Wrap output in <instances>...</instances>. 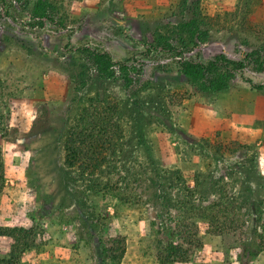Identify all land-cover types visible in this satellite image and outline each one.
Listing matches in <instances>:
<instances>
[{
  "label": "rangeland",
  "instance_id": "obj_1",
  "mask_svg": "<svg viewBox=\"0 0 264 264\" xmlns=\"http://www.w3.org/2000/svg\"><path fill=\"white\" fill-rule=\"evenodd\" d=\"M190 37V58H242L264 46V0L0 1V226L31 230L21 264H106L116 235L119 264H159L157 217L195 206L213 220L194 218L201 244L171 264H237V240H264V68L201 89L157 52ZM97 50L131 58L106 65ZM88 98L114 104L123 130L102 172L63 164L64 127ZM11 246L0 235V258Z\"/></svg>",
  "mask_w": 264,
  "mask_h": 264
},
{
  "label": "trees",
  "instance_id": "obj_2",
  "mask_svg": "<svg viewBox=\"0 0 264 264\" xmlns=\"http://www.w3.org/2000/svg\"><path fill=\"white\" fill-rule=\"evenodd\" d=\"M4 1V0H0ZM38 27L43 26V21L36 22ZM191 37L185 41L178 40L170 43L168 40L159 42L157 52L170 55L175 59L178 70L195 82L201 89H221L246 67H251L256 72L264 68V46L246 52L242 58L231 59L222 53L215 54L206 60L190 58L186 56L191 51L188 46ZM179 42V43H178ZM88 49V48H85ZM143 57L152 55L150 48L146 47ZM94 55L101 63L116 64L124 68L125 63L131 57L124 60H112L108 51H96ZM252 87L259 89L260 85ZM123 135V130L116 116V106L112 103H99L88 98L85 104L78 106L64 127L62 138L63 164L66 167H76L80 170L97 172L108 170L116 166V152L118 143ZM91 172V173H92ZM107 173V172H106ZM4 174L0 155V190L3 186ZM189 206H193L189 204ZM209 206H195L179 212L176 217H169L168 222H161L157 217L155 223L152 246L154 258L159 264H171L184 262L188 259L191 250L200 246L201 240L198 234L194 218L205 217L211 224L212 214H206ZM152 213H154L152 211ZM153 221V220H152ZM151 221V222H152ZM153 223V222H152ZM219 223L214 233L221 234L224 227ZM230 227L235 225L233 222ZM220 228V230H219ZM0 235L10 237L12 246L5 257L0 258V264H21L20 254L33 247L32 233L29 228L22 226H0ZM112 243L102 248V260L106 264H119L124 253L123 236L116 235L110 240ZM236 247L240 253L235 257L237 264H253L258 254L264 248V240L256 237L249 247L242 240H237Z\"/></svg>",
  "mask_w": 264,
  "mask_h": 264
}]
</instances>
